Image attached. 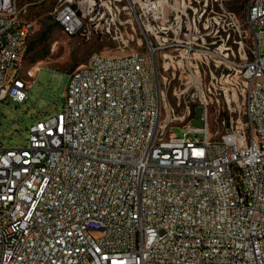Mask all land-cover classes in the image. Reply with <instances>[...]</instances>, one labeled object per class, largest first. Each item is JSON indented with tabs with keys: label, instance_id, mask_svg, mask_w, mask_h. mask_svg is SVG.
<instances>
[{
	"label": "built area",
	"instance_id": "1",
	"mask_svg": "<svg viewBox=\"0 0 264 264\" xmlns=\"http://www.w3.org/2000/svg\"><path fill=\"white\" fill-rule=\"evenodd\" d=\"M123 1L58 0L53 20L84 35L103 8L136 14L133 0ZM224 1L203 0L201 14L226 12ZM143 4L154 23L161 18L149 29L156 43L169 40L153 44L143 33L153 62L165 46L171 64L181 55L174 46L193 49L184 9L169 5L168 15L159 0ZM224 17L222 30L235 31L231 13ZM245 18L250 59L213 52L228 84L222 96L230 106L240 94L244 124L229 115L212 135L203 99V125L178 127L144 53H93L69 72L60 111L37 112L21 144L0 141V264H264V0H247ZM204 25L213 28L209 17ZM104 28L118 26L105 20ZM34 29L17 0H0V104L21 105L36 82L38 64L19 73ZM188 76L198 89L199 69Z\"/></svg>",
	"mask_w": 264,
	"mask_h": 264
},
{
	"label": "rangeland",
	"instance_id": "2",
	"mask_svg": "<svg viewBox=\"0 0 264 264\" xmlns=\"http://www.w3.org/2000/svg\"><path fill=\"white\" fill-rule=\"evenodd\" d=\"M159 1L164 14L169 15V5L184 9L185 16L181 15L182 23L188 22L189 25V37L186 41L192 45L193 49L184 50V43L174 46L178 49L173 52L181 53V55L177 54L172 64L162 56L163 53H169V48L166 46L158 49L154 62L152 60L149 48L143 39V33L154 44L156 40L149 29L152 24L158 26L162 24L161 18L156 19L155 23L150 19L148 14L150 11L147 6H144V0H133L137 8L136 14L132 11L128 13L127 9H121L120 13L116 14L114 10L108 13V10L103 8L105 16L99 21V26L96 27L98 18H95L88 23V30L84 35H67L54 22L53 11L58 0H17L21 13L24 11L25 17L35 22L34 32L29 39L32 47L24 49L22 53L20 76L23 77L25 69L32 65L38 64L41 69L37 74L36 82L28 90L27 100L24 103L21 105L14 102L0 104V141L6 146L21 144L27 134L26 127L36 119L37 112L39 116H43L46 113L60 111L65 102L63 93L69 80V72L78 66L86 65L93 53L110 55L128 54L133 51L144 53L147 56L148 68L153 70L155 66L157 70L159 87L164 90L171 107L170 112L174 118L172 124L178 127H184L189 121L193 126L203 125L200 102L204 100L208 105L209 129L212 135L215 132L224 131L222 120L229 115L234 119L240 116L244 124L240 94L237 98L233 95L230 106H227L220 89L222 86H228L224 82V77L220 78V72L224 67L220 64L218 69L214 63L220 59L219 56L223 58L226 51L229 57L235 58L236 61L245 60L244 52L247 59H250L253 34L245 18L247 0L224 1V10L230 12L235 21V31L230 30L229 33L222 30V25L226 27L224 21L226 12L218 9L212 12L208 7L201 14L204 8L203 0ZM123 4L127 6L129 2L124 0ZM207 17L212 22L213 28L211 26L205 28L204 23ZM105 20H114L118 29L115 32L111 29L108 32L105 28L101 30L100 26ZM163 37L161 34L159 44L167 45L169 40ZM215 39L216 42L213 43ZM214 51L219 56L215 55ZM232 51L234 54L231 53ZM259 52L264 54V36L261 38ZM196 67L200 71L202 82L201 86L194 90L189 87L190 84L194 85V77H189L188 74ZM209 70H212L216 79L210 76ZM234 74L235 72L232 71L231 75L234 76ZM179 75L182 77L181 80L178 79ZM207 88H210V92ZM192 92H195L194 96H191ZM172 131L180 134L179 128L174 127Z\"/></svg>",
	"mask_w": 264,
	"mask_h": 264
},
{
	"label": "trees",
	"instance_id": "3",
	"mask_svg": "<svg viewBox=\"0 0 264 264\" xmlns=\"http://www.w3.org/2000/svg\"><path fill=\"white\" fill-rule=\"evenodd\" d=\"M32 47V45H31V43L28 41V43L26 44V47H25V49L27 48V49H30Z\"/></svg>",
	"mask_w": 264,
	"mask_h": 264
},
{
	"label": "water",
	"instance_id": "4",
	"mask_svg": "<svg viewBox=\"0 0 264 264\" xmlns=\"http://www.w3.org/2000/svg\"><path fill=\"white\" fill-rule=\"evenodd\" d=\"M153 70H155V66H154V69Z\"/></svg>",
	"mask_w": 264,
	"mask_h": 264
}]
</instances>
